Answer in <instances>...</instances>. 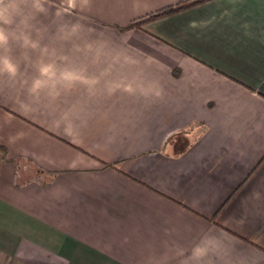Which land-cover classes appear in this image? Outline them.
<instances>
[{
    "label": "crops",
    "instance_id": "obj_1",
    "mask_svg": "<svg viewBox=\"0 0 264 264\" xmlns=\"http://www.w3.org/2000/svg\"><path fill=\"white\" fill-rule=\"evenodd\" d=\"M188 2L4 0L0 264H264V0Z\"/></svg>",
    "mask_w": 264,
    "mask_h": 264
},
{
    "label": "clouds",
    "instance_id": "obj_2",
    "mask_svg": "<svg viewBox=\"0 0 264 264\" xmlns=\"http://www.w3.org/2000/svg\"><path fill=\"white\" fill-rule=\"evenodd\" d=\"M16 11L15 4H4V0H0V23L9 24L11 22V17ZM3 32H0V39H3ZM11 71V68H9ZM205 254L204 249H196L193 253L194 259H199Z\"/></svg>",
    "mask_w": 264,
    "mask_h": 264
},
{
    "label": "trees",
    "instance_id": "obj_3",
    "mask_svg": "<svg viewBox=\"0 0 264 264\" xmlns=\"http://www.w3.org/2000/svg\"><path fill=\"white\" fill-rule=\"evenodd\" d=\"M198 1H202V0H190V2H188L187 4H184V5H182V6H180L179 8H181V7H185V6H188V5H191V4H195V3H197ZM1 146H0V155H1Z\"/></svg>",
    "mask_w": 264,
    "mask_h": 264
}]
</instances>
